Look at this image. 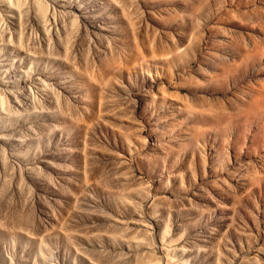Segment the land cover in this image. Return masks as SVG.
I'll return each instance as SVG.
<instances>
[{"label":"rangeland","instance_id":"374dc122","mask_svg":"<svg viewBox=\"0 0 264 264\" xmlns=\"http://www.w3.org/2000/svg\"><path fill=\"white\" fill-rule=\"evenodd\" d=\"M0 264H264V0H0Z\"/></svg>","mask_w":264,"mask_h":264}]
</instances>
